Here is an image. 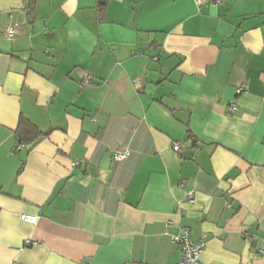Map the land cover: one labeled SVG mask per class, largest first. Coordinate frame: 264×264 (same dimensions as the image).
Listing matches in <instances>:
<instances>
[{"label": "crops", "instance_id": "0c3cea01", "mask_svg": "<svg viewBox=\"0 0 264 264\" xmlns=\"http://www.w3.org/2000/svg\"><path fill=\"white\" fill-rule=\"evenodd\" d=\"M29 4L0 0V264H175L181 229L264 264V0Z\"/></svg>", "mask_w": 264, "mask_h": 264}, {"label": "built area", "instance_id": "2783aa9c", "mask_svg": "<svg viewBox=\"0 0 264 264\" xmlns=\"http://www.w3.org/2000/svg\"><path fill=\"white\" fill-rule=\"evenodd\" d=\"M198 6H201L206 0H195ZM216 3H221L222 0H214ZM3 31L0 28V32ZM3 32H5L6 36L10 40H14L18 35V28L15 25L8 26ZM83 83H90V77L86 76L83 80ZM248 90V82L243 81L239 87L237 88V94L240 95ZM236 110V106L231 104L229 106V111L234 112ZM25 145H19L16 149H23ZM173 150L175 152L181 151V146L179 144H175L173 146ZM128 154H114L113 159L116 162H120L127 157ZM187 201L189 203L194 202L193 193L189 192L187 195ZM22 219L30 224H36L38 218L32 215H23ZM206 236L204 235L202 239L198 242H194L192 240L191 232L188 229H181L177 235L172 236V242L176 244L180 248V259L175 264H204L202 262V252L206 246ZM31 241H27L26 245H32Z\"/></svg>", "mask_w": 264, "mask_h": 264}, {"label": "trees", "instance_id": "16d2710c", "mask_svg": "<svg viewBox=\"0 0 264 264\" xmlns=\"http://www.w3.org/2000/svg\"><path fill=\"white\" fill-rule=\"evenodd\" d=\"M29 8L28 13L29 16H34V0H29ZM106 2L100 3V19L104 20V6ZM45 135L34 125L32 124L28 119H26L24 116L20 117L18 129L15 132V138L18 144H23L25 146H30L33 144H38Z\"/></svg>", "mask_w": 264, "mask_h": 264}, {"label": "water", "instance_id": "95a60500", "mask_svg": "<svg viewBox=\"0 0 264 264\" xmlns=\"http://www.w3.org/2000/svg\"><path fill=\"white\" fill-rule=\"evenodd\" d=\"M34 146H35V144L30 145V146L28 147V149H32ZM193 154H194L193 151H186V152H184V153L182 154V156H183L184 158H190ZM109 166H110V153H105V154L103 155V157H102L101 168H102V169H108ZM91 172H93V171L91 170Z\"/></svg>", "mask_w": 264, "mask_h": 264}]
</instances>
